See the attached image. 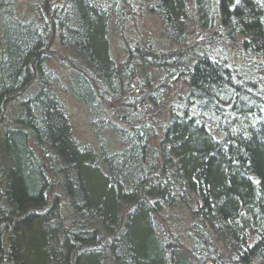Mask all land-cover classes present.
Instances as JSON below:
<instances>
[{
	"label": "trees",
	"instance_id": "1",
	"mask_svg": "<svg viewBox=\"0 0 264 264\" xmlns=\"http://www.w3.org/2000/svg\"><path fill=\"white\" fill-rule=\"evenodd\" d=\"M90 1L93 0H37L29 9L33 16L25 19L14 10V0H0V116L4 95L13 88L19 93L24 87L23 76L30 74L36 81V88L28 89L24 97H18L11 107L10 120L36 123L34 115L40 109V116L47 123L46 129L40 128L39 134L36 133L42 141L34 140L32 146L25 141L21 130L0 131V264H222L226 250L230 258L224 264H264V113L258 111L259 105L264 103L259 104V98L251 91H264L263 76L253 77L246 85H241L235 81L238 65L224 69V61L206 58L193 64L183 63L186 61L176 60L179 52L170 56L169 50L166 54L173 62L166 65L179 68V62L184 67L193 66L191 81L202 96L197 103L205 99L230 104L229 99L234 98L231 104L236 108L232 110L234 121L229 125L225 120L221 122L224 133L219 141L193 125L190 118L200 120L203 115L198 116L191 106L185 107L193 110L192 113V110L188 111L189 115L180 108H168L166 118L174 119L175 124L162 128V137L157 139L159 143H148L153 138L144 125L133 128L135 133L123 127L112 128L116 134L113 142L121 143L123 138L130 140L133 147L119 145L121 155L110 160L107 170L92 165L93 157L83 153L82 149L70 150L66 140H58L66 127L55 110L54 105L58 108L59 103L50 81L60 79L46 70L48 58L44 57H53L71 69L81 67L92 79L107 80L112 86L124 85L129 91L133 90L123 80L125 72L121 65L108 60L109 53L102 37L108 20L114 22L115 32L120 30L115 14L106 19V14L101 11L102 6H114L119 0H94L99 7L90 5ZM160 1L168 8L175 6L174 0H149L155 4ZM219 1L223 7L233 2ZM7 6H12V10ZM255 7L248 0H242L235 10L237 16L224 22L227 27L242 26L253 32L258 46L252 43V50H249L248 43H242L241 56L245 58L251 56L250 53L260 56L258 42L264 43V21L258 20L261 13L252 14ZM252 15L254 21H251ZM221 32L223 30L215 29L214 37ZM121 33L125 44L126 34ZM193 38L203 42L199 47L201 50H212L206 37L193 35ZM56 40L65 56L59 53L53 56L46 47V43ZM75 42L81 49L67 48L66 45ZM185 45L189 46V42ZM191 51L182 54L181 58L185 60V55ZM88 57H93L98 64L84 65L82 60ZM258 60L264 63L263 59ZM75 81L79 85L80 81L76 78ZM179 81L183 83V75ZM33 104L38 108L34 109ZM241 110V114H257L252 118H239ZM128 112L127 109L124 114L132 115ZM44 146L47 148H42ZM83 146L92 148L87 143L79 147ZM66 155L70 158L60 166L64 170L65 164L69 163L72 171L75 167L77 180L75 184L63 179L59 181L77 193L68 206L79 211L80 218L64 216L66 226L62 228L58 224L56 195L51 196L55 205L43 210L45 180L40 165ZM157 156L163 157L165 163H160ZM143 164L146 170H151L150 174H145ZM174 171L184 179L181 192L188 196V211L192 216L190 227L196 231L195 227L200 225L205 233L208 229L203 226L206 224L218 230L217 233L223 236H215L225 244L222 249L210 242L211 236L208 238L206 233L201 239L195 238L196 235L192 239L190 235L189 244L182 240L183 249L178 236L156 220L159 206L162 207L158 201L166 206L174 205L170 199L175 195L170 174ZM155 173L157 176H152ZM253 173L258 181L251 180ZM113 184H117L120 191L125 186L136 188L145 184L148 191L133 209L129 207L128 198L118 199ZM117 199L119 202H115ZM146 199L151 202L147 204ZM83 208L91 212V219L82 213ZM123 210L126 217L122 218V229L118 230L112 214ZM87 221L91 223L89 227H86Z\"/></svg>",
	"mask_w": 264,
	"mask_h": 264
},
{
	"label": "bare ground",
	"instance_id": "2",
	"mask_svg": "<svg viewBox=\"0 0 264 264\" xmlns=\"http://www.w3.org/2000/svg\"><path fill=\"white\" fill-rule=\"evenodd\" d=\"M206 1L207 2L204 4V2L200 0H174L173 3L175 6L173 8H168L165 2L160 1L155 4L149 2V0H119L117 1L118 3H114V6H102L103 9L101 11L106 14V19L108 16H114L115 14L118 20L117 24L119 23L121 26L120 30L115 32V24L112 20H108L105 25L102 37L105 41L106 51L109 53L108 60L110 63L121 65V70L125 72L123 80L133 90L129 91L127 89L128 87H123L124 85L112 86V83L107 80L98 81L92 79L89 74L82 72L81 67H74L71 69L68 66H63L58 63L59 66L66 67L69 71L67 75L69 81L67 84V76L60 78L57 75L60 80L53 78L50 81L52 88H54V93L57 96L56 101L59 103V109L54 105L55 110L61 115L66 127L62 136L59 135L58 140L60 142L66 140V145L68 144L67 147L69 146L71 148L70 150L73 148L77 152L78 148L82 149L85 151L83 153H88L93 157L92 165L107 170L110 160L113 157L121 155L119 154L121 151L120 147L124 144L128 145L130 149L133 147L130 140L123 138L121 141L124 143L102 140L103 137L113 131L112 128L123 127L135 133V130H132L133 128L144 125L150 130V137L153 138L148 140V143L154 144L157 142L158 138L162 137V128L166 129L175 124L174 119L168 118V116L166 118L168 108L172 106L176 109H182L186 114L189 110L193 109L198 112V116L203 115L200 120L194 118H190V120L193 125L201 128L206 134L211 136L212 139L219 141V138L224 133L220 126L221 122L225 120L229 125V123L234 121V113H232V110L236 108H233V105H231L232 102H234V98H232L231 101L229 99L230 104H226L224 101L208 102L205 99L197 103L202 99V96L198 87L191 81L194 73L193 66L184 67L181 63L179 64V62L186 61L183 63L193 64L200 58H206L208 61H224V69L229 67L234 68L238 65V76L235 81L241 85H246L253 77L263 76L264 78V74L262 73L264 72V63L258 60L263 59L264 61V43L258 42L261 48L260 56H254L252 53H250L251 56H248V58L241 56L242 43H248L249 50H252L250 47L252 43L254 46H258L257 41L254 40L253 32H251L249 28L242 26L234 28L233 25H228L227 27L224 22L226 21L228 23V20H232L231 18L233 16H237L236 14L238 13L235 12V10L239 7L242 0H233V2H229L228 7L221 6L219 0ZM248 1L256 6L252 14L256 11L261 13L258 20L264 21V0ZM36 2L37 0H35L32 5ZM91 4L99 7L98 3L94 0L90 1V5ZM7 9L12 10V6H7ZM239 12H241V10ZM138 15H142L143 18V20L137 22L139 28L133 26L134 20L139 18ZM21 16L25 19L27 18L25 14H21ZM250 17L251 21H254L253 15ZM129 22L132 24V31L137 29L141 31L142 34H145V36L143 38H137L132 45L128 43L121 44L119 42L123 35L121 32H124L126 35H128L127 33H131L126 31ZM215 29L223 30L221 34L216 35L219 36V38L216 36L214 37ZM193 35L204 36L207 40H210L208 42L211 43L210 46H212V50H201L199 47L203 45V42L200 43V37L193 38ZM186 41L189 42V46L185 45ZM45 45L50 51H53V49L55 50V47H61L57 40L55 42H48ZM76 45L77 43L75 42L66 46H68L67 48L70 50L81 49L80 45ZM190 49L192 51L185 55L186 59L184 60L181 58L182 54L188 52ZM218 49L225 52L220 54V52H218L220 50ZM169 50L170 52H168ZM166 52L170 53V56H174L178 54L176 52H179L180 56L176 58V60L179 61L177 64L180 68V72L178 71V67L166 65L172 64L173 62L172 59H169L170 56H167ZM49 60L50 59H48V61ZM93 60V57L84 58L82 63L84 65L88 63L94 65V62L97 63V61ZM182 75L183 83H180L179 80L182 78ZM75 78L80 81L79 85H77ZM22 79V85L24 87L19 93L17 92V88H13L2 98L1 107L3 110L0 116V131L6 133L7 130L11 132L21 130L25 135V141H28V145H33L32 142L34 140L38 142L42 141V138L38 137L36 133L39 134L40 128L46 129L47 127L46 121L40 116V109L37 110L34 115L37 119L36 123H18L10 120L11 107L14 106L18 97H24L28 89L32 91L36 88V81L31 78L30 74L23 76ZM61 79H65V84ZM71 82L74 84L72 85ZM251 91L254 96L259 98V104L264 103V91H257L256 93H254L255 89ZM196 94L198 96H196ZM71 102L87 117L88 121L84 126L77 124L70 117L68 106ZM35 105L36 104L32 105L33 108H38ZM186 106H191L192 109L185 108ZM151 107H153V110H150ZM127 109L129 110L128 114L132 113V115L124 114V110L126 111ZM193 110L190 112L192 113ZM258 111L264 113V105H259ZM241 113L242 110L239 113V118H252L257 114ZM189 114L190 113H188V115ZM77 131L88 132L91 142L88 141L87 144L92 146V148H85L84 146L79 147L86 144V142H81L79 140ZM40 136L44 139V134ZM157 143H159V141ZM119 145L121 146L119 147ZM42 148L47 147L44 146ZM50 150H52L51 146ZM65 153L69 152L65 150ZM83 153L80 154L84 155ZM114 154L116 155L113 156ZM159 156H157L158 161L164 164L165 160L163 157ZM68 158H70V156L66 155V157L62 156L58 159H53L50 161L51 163H43L40 165L45 180V186L42 189L43 210L55 205L56 202H54L51 196L56 195V207L59 213L58 224L61 225L62 228L66 226L64 224V216L76 215L80 218V212L68 206V204L74 200V195H77V193L69 185H61L64 184V182L59 181V179H63L72 184L76 183V168L74 167L72 171L69 163L65 164L67 167L64 170L62 166H60L61 163ZM142 166L145 174H150L151 170L148 171V168L146 170L145 164ZM170 174L174 180L175 191V195L170 199L174 201V207L182 210L184 216L189 217L191 220L192 216L188 211L189 203L188 200H186L188 196H185V194L183 195L181 192L184 179L178 177V173L175 171ZM152 176H157V174H152ZM251 180L253 182L258 181V177L253 173L251 174ZM113 187L115 193L118 195V199L128 198L126 200H128L129 207L133 209L138 206L144 198V193L148 191V186L145 184L136 188H133V186H125L122 191L119 190L117 184H113ZM122 194L126 195V197H123ZM118 199L115 202H117ZM160 203H162L160 210H165L169 207L166 206L165 203L158 201V204ZM82 213L85 216L89 215L88 218H92L90 215L91 212L88 209L83 208ZM112 217L118 223L116 228L121 230V220L123 217H126L124 210L121 213L118 211L113 212ZM195 218L196 220L199 219L198 217ZM80 223H83L82 220ZM86 224V227H89L91 223L87 221ZM203 229H208L204 232L209 236H223V234L217 233L218 230L207 227L206 224L203 226ZM93 231L97 232L98 229H94ZM249 233L250 232L247 234ZM93 249L95 250L96 248L93 247ZM228 258H230V256L226 250L222 256V264L229 261Z\"/></svg>",
	"mask_w": 264,
	"mask_h": 264
},
{
	"label": "rangeland",
	"instance_id": "3",
	"mask_svg": "<svg viewBox=\"0 0 264 264\" xmlns=\"http://www.w3.org/2000/svg\"><path fill=\"white\" fill-rule=\"evenodd\" d=\"M15 4H14V10L21 13V14H25L28 17H32V13L29 12L30 7H32V3L35 0H14ZM143 15V14H142ZM142 15H138L139 18H136L133 22V26L138 27V21L143 20ZM148 15V14H147ZM150 16V15H148ZM152 17V16H150ZM131 25L130 22L127 24V32H131L133 36L135 37H130L129 33H127L128 35H126V39H124L125 43H128L129 45H132L133 42H135V40L137 38H143L145 36V34H142L141 31L135 29V30H131ZM130 29V31H129ZM210 41V40H209ZM121 44H123L122 39H120L119 41ZM210 44V43H209ZM50 53L55 56L61 54V56H65L66 53L63 51L62 48L60 47H55V50L53 49V51H50ZM46 60L47 58L50 59L47 63V67L46 70L51 72L52 74H56L58 75L60 78H64L69 74V71L66 67H62L59 66L58 62L54 59H51L53 57H44ZM62 82L65 84V79H61ZM67 81H69L68 76H67ZM71 84L73 85L74 83L71 82ZM69 110H70V117L77 123L80 124L82 126L85 125V123L88 121L87 117L84 116L82 114V112H80V109H78L76 107V105L74 103H70L69 104ZM153 110V108L151 109ZM125 112V111H124ZM77 136L79 138V140L81 142H91V139L89 137L88 132L86 131H77ZM116 134L111 131L110 134L106 135L105 137H103L104 141L109 140L111 142L114 141ZM102 139V140H103ZM94 142V141H93ZM30 146H32L31 144H29ZM147 204H149L151 201H148L147 199L144 200ZM171 206V205H170ZM168 207L165 210L161 209L160 213L157 214L156 216V220H158L160 223L164 224V226H166L167 228H169L172 233H175V235L178 236V241L180 242V244H182L181 242L184 241V243H190V235L192 236V239H194L193 235H196L195 238H202L204 235H206L205 233L202 232L201 230V226L198 225V227H195V230H192L193 227H190V218L187 216H184V212L176 207H174V205L172 207ZM161 207L159 206V209ZM208 236V234L206 235ZM209 238V236H208ZM220 237H213L211 236L209 238L210 242L212 243H216L217 247H219L220 249H222V245H225L223 242H221V240H219ZM183 240V241H182ZM183 245V244H182ZM184 247V245H183ZM185 249V248H183Z\"/></svg>",
	"mask_w": 264,
	"mask_h": 264
}]
</instances>
